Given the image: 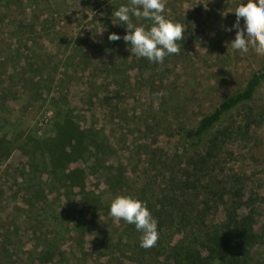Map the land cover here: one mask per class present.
<instances>
[{
  "label": "trees",
  "instance_id": "obj_1",
  "mask_svg": "<svg viewBox=\"0 0 264 264\" xmlns=\"http://www.w3.org/2000/svg\"><path fill=\"white\" fill-rule=\"evenodd\" d=\"M96 1L0 0V48L3 47V36L9 38L6 51L0 50V163L14 150L23 159L18 162L14 177L9 182L13 190L16 188V196L20 195L22 206H15L10 213L18 211V221L30 225V233L35 241H46L43 250L36 253L37 261L53 264L64 258V252L55 250L54 244H58L61 234L70 233L66 229L68 222L72 224L71 230H74L76 239L93 233L90 243L98 251H103L106 258L104 264H122L123 261L117 257L119 252L129 257L130 264H264V224L260 211L263 201L260 194L245 190L246 177L243 174H228L222 180L218 178V172H223L220 159L227 154L226 145L241 135H247L253 122L251 119L255 116L249 106L264 85V64L249 72L229 94L217 99L214 106L203 113L191 128L185 127L180 131L173 152L163 156L165 164L159 166L163 168V179L158 185L151 179L146 184H137L136 180L128 179L123 174L110 173L107 159L111 144L107 137L102 130L80 126L78 111L70 109L64 97L60 100L50 98V106L54 110L52 117L45 120L42 132L25 131L22 121L20 123L12 118L13 110L18 112V108H8V97L20 104L19 112L24 115L34 102L46 101L42 99L44 90L47 95L51 87L58 86L62 90L66 80L77 78L82 73L87 81L86 97L95 95L91 91H94L93 85L98 77L102 81L114 79V95L125 96L130 90L128 86L124 87L129 82L127 71L133 69L134 65L137 73L133 81L145 78L149 87V83L155 84L153 70L146 69L148 63L154 62L131 54L130 46L123 40H108L109 33L123 36L125 29L112 23L115 21H112L111 13H105L107 8L89 21L93 28L96 24L105 25L101 36H97L96 28L92 32L95 39L87 43H82L79 36L75 40L71 37L62 39V44L66 45L62 60V54H52L50 51L41 54L35 48L28 49L27 45L33 44L38 34L33 21L39 16L26 20L22 18L26 10L31 8V14L33 11L43 12L45 4L47 7L54 3L58 12L60 6L67 11L71 7L75 13L81 14L90 10L86 6L89 3L90 8H96L92 4ZM128 2L113 1L117 8ZM54 11L42 14V22L59 34L63 19L58 18L66 16H61L62 12L55 16ZM165 17L177 23L180 19L169 15ZM133 22L148 23L135 18ZM182 35L184 39L177 42L180 51L166 56L162 62L164 66L169 59L179 58L187 47L186 34ZM14 45L16 48H13ZM62 62L69 66L68 71L64 70L65 66L61 70L56 65ZM142 69H146V77L140 72ZM196 86H199L198 82L191 76L186 81L185 90L190 89L195 94ZM199 87L201 95L207 97L218 90L210 85ZM157 90L163 93L161 96L167 97V103L171 102L165 80L158 81ZM102 92L101 99H105L107 92ZM108 95L111 98V93ZM238 111L243 113L244 127L237 126L233 121L226 123ZM135 149L139 150L138 147ZM142 156L149 157L152 164L157 162L151 158L154 152H142ZM76 161H84L87 173L79 168H71V163ZM89 176L101 180L112 198L128 195L146 204L157 222L158 239L155 246L147 249L140 247V233L133 225L118 220L109 229L108 224L96 218L105 209L106 202L101 200L100 193L86 188ZM2 189L1 184L0 198L3 197ZM48 193L70 195L74 207L78 209V217L68 219V216L48 207ZM15 224L13 220L11 225H5L6 230L0 226V249L6 250L9 243L7 236L12 234L17 237ZM33 250H36L34 244ZM26 254L30 257V248L26 249Z\"/></svg>",
  "mask_w": 264,
  "mask_h": 264
},
{
  "label": "rangeland",
  "instance_id": "obj_2",
  "mask_svg": "<svg viewBox=\"0 0 264 264\" xmlns=\"http://www.w3.org/2000/svg\"><path fill=\"white\" fill-rule=\"evenodd\" d=\"M113 1L116 0H97L96 3H92L95 4L96 8H90L89 3L86 6L90 10L81 14L77 12L78 9L75 13L71 7L67 11L60 6L59 9L61 10L58 12L54 3L48 4L47 7L45 4L46 11L43 12L33 11L31 14V8L26 10V13L22 15V18H26V20H31L32 16L35 15L39 16L33 21L36 24L35 31L38 34L34 37V43L27 45L28 49L35 48L41 54L49 51L52 54H62V60L65 55L62 52L66 46L64 43L62 44V39L71 37L75 40L79 36L82 43H87L95 39L92 32L96 28H98L97 36H101L105 25L96 24V27L93 28V24L90 25L91 22L89 23V21L93 16H99L104 8H107L105 12L107 15L112 14V11L117 8V4ZM240 2L241 0H165L164 14L180 18L178 23L185 27L184 34H186L188 44L179 58H172L167 61V68L163 63L161 65L160 63L155 64V62L147 64L146 69L154 72V85L149 83V87L145 78L133 81L137 73L136 65H134L133 69L126 70V76L129 77L127 81L129 82L124 87L128 86L130 90L125 96L116 97L114 95V79L102 81L98 77L93 85L94 91H91V94L95 95L86 97L87 81L84 78V73H82L77 78L66 80L62 85V90L58 86H54L50 88V93L47 95L43 89L42 99H46V101L34 102L24 115L19 112L20 104L8 97L6 101L8 108H18V112L13 110L12 118L19 122L22 121L23 127L26 128L25 131L42 132L45 120L52 117L54 110L50 106V98L55 97L60 100L64 97L69 108L78 111L80 126L86 125L102 130L107 137L111 144L107 159L110 173L114 175L123 174L128 179L136 180L137 184H146L149 179L157 185L161 184L163 168L159 166L165 164L163 156L173 152L180 131L185 127L191 128L203 113L214 106L217 99L219 100L229 94V91L241 84L249 72L264 64V57H258L252 52L242 56L234 52L228 44L234 39V31H227L226 29L231 28L235 22L236 17L232 12ZM243 2L246 3L247 0H243ZM50 10H55V16L62 12L61 16L67 17L58 18L59 20L63 19L59 34L54 28L47 27L42 22L44 18L42 14H50ZM7 43H9V38L5 35L3 36V47L0 48L1 52L6 51ZM19 45L17 46L19 47ZM13 48H16V45ZM113 60L118 62L116 58ZM69 64L71 65V61ZM56 65L61 70H63L61 68L63 66H65V71L69 70V66H66L64 62ZM146 69L140 71L143 73V77H146ZM77 70L80 69L77 67ZM191 76L198 82L199 86L210 85L218 88V90L216 89L209 97L201 95L199 86H196L195 94H192L190 89L186 91L185 84ZM159 80L167 82V91L171 98L170 103L166 102V96L158 95ZM104 90L107 92L106 98L101 99ZM108 93H111V98ZM97 94H99L98 99H96ZM24 98L26 99V96ZM249 107L255 116L251 119L253 122L247 130V135H241L226 145L227 154L220 159L223 172H218V178L222 180L228 174H243L246 177L245 190L257 191L263 201L260 205V211L261 222L264 224V85ZM232 121L237 126L244 127L243 113L238 111L237 115H233L226 123L229 124ZM135 147H138L139 150H136ZM142 152H154V156L151 158L153 162H157L152 164L148 160L149 157L144 158L142 156ZM20 161H23L21 155L17 150H14L7 159H3V162L0 163V185L3 186V197L0 198V207L2 208L0 226L2 230H6L5 225H11L14 220L15 229H17L16 238L12 234L7 236L10 244L7 243L6 250L0 249V264H42L37 261L36 253L43 250L46 241H35L30 233V225L18 221V211L15 214L10 213L12 208H16L15 206H22L20 195L16 196V192H14L16 188L13 190L9 183L14 177V170ZM70 166L71 168L82 169L87 173V165L84 161H76ZM86 188L102 195L101 200L106 202L105 209L96 218L104 224H108L110 229L118 221L117 218L109 214V204L113 198L106 192L101 180L97 178L89 176L86 180ZM72 200L70 195H63V193L47 194L48 207L54 208L57 213L68 216V219L78 217V209L74 207ZM71 225L67 222L66 229L68 228L70 233L59 234L60 241L58 244H54L55 250L64 252V258L55 261L53 264H104L106 258L103 251H98L90 243L93 233H87L84 237L76 239L74 230H71ZM9 232L13 231L10 230ZM33 244L36 250H33ZM27 248H30V257L26 254ZM117 257L123 261L122 264H130L127 255H122L119 252Z\"/></svg>",
  "mask_w": 264,
  "mask_h": 264
},
{
  "label": "clouds",
  "instance_id": "obj_3",
  "mask_svg": "<svg viewBox=\"0 0 264 264\" xmlns=\"http://www.w3.org/2000/svg\"><path fill=\"white\" fill-rule=\"evenodd\" d=\"M165 0H129L112 11L113 24L123 26L125 33L120 36L109 33L108 40H123L130 46L131 54L162 63L166 56L180 51L178 41L184 39V25L173 22L164 15ZM236 20L227 31H234L231 49L240 54L250 52L264 57V0H247L234 8ZM148 23H134L133 19ZM242 22V27H241ZM159 93L158 95H162ZM109 214L133 225L140 233L139 246L150 248L158 239L157 222L146 204L128 195L114 197L109 204Z\"/></svg>",
  "mask_w": 264,
  "mask_h": 264
}]
</instances>
